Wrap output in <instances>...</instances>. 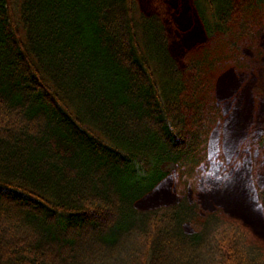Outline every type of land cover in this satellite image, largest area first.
<instances>
[{
	"label": "trees",
	"instance_id": "obj_1",
	"mask_svg": "<svg viewBox=\"0 0 264 264\" xmlns=\"http://www.w3.org/2000/svg\"><path fill=\"white\" fill-rule=\"evenodd\" d=\"M191 1L207 39L180 66L138 0H0V264H264L186 192L221 120L207 49L250 47L264 0Z\"/></svg>",
	"mask_w": 264,
	"mask_h": 264
},
{
	"label": "rangeland",
	"instance_id": "obj_2",
	"mask_svg": "<svg viewBox=\"0 0 264 264\" xmlns=\"http://www.w3.org/2000/svg\"><path fill=\"white\" fill-rule=\"evenodd\" d=\"M138 2L144 12H156L161 16L171 51L179 65L184 66L185 52L207 39L192 1ZM249 42L246 38L240 41L242 48L239 50L225 42L207 49V59L214 57L222 65L214 78L215 99L222 108L219 112L221 120L211 129L207 144L209 165L206 171L199 169L198 179L186 192L200 211L219 210L241 222L264 242V207H261L258 195L264 189V143L259 144L264 129V24L252 41V47H248ZM254 48L262 54L257 57ZM235 51L233 62L230 60ZM208 176L218 177L214 180ZM166 184L171 196L165 202L176 201L178 183L175 173L170 172ZM179 188H183V184ZM150 197L139 200L137 207L166 204L150 201ZM185 228L189 230L190 225L186 224Z\"/></svg>",
	"mask_w": 264,
	"mask_h": 264
},
{
	"label": "bare ground",
	"instance_id": "obj_3",
	"mask_svg": "<svg viewBox=\"0 0 264 264\" xmlns=\"http://www.w3.org/2000/svg\"><path fill=\"white\" fill-rule=\"evenodd\" d=\"M209 161V160H208ZM210 162V161H209ZM204 171H206V167H204ZM218 176H208L207 178H211V179H217Z\"/></svg>",
	"mask_w": 264,
	"mask_h": 264
},
{
	"label": "snow or ice",
	"instance_id": "obj_4",
	"mask_svg": "<svg viewBox=\"0 0 264 264\" xmlns=\"http://www.w3.org/2000/svg\"><path fill=\"white\" fill-rule=\"evenodd\" d=\"M218 150V149H217ZM261 207H264V206H261Z\"/></svg>",
	"mask_w": 264,
	"mask_h": 264
}]
</instances>
